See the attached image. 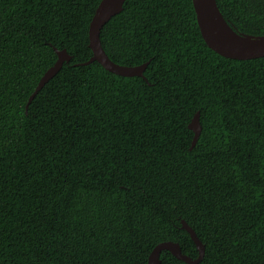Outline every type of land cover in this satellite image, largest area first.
Listing matches in <instances>:
<instances>
[{"label": "trees", "instance_id": "trees-1", "mask_svg": "<svg viewBox=\"0 0 264 264\" xmlns=\"http://www.w3.org/2000/svg\"><path fill=\"white\" fill-rule=\"evenodd\" d=\"M100 1L0 0V264L196 258L182 220L197 264H264V56L211 49L192 0H126L101 42L145 77L82 64ZM217 2L264 35V0ZM55 48L72 58L28 104Z\"/></svg>", "mask_w": 264, "mask_h": 264}, {"label": "water", "instance_id": "water-1", "mask_svg": "<svg viewBox=\"0 0 264 264\" xmlns=\"http://www.w3.org/2000/svg\"><path fill=\"white\" fill-rule=\"evenodd\" d=\"M126 0H101L89 26V46L93 51V56L82 64H88L92 61H98L107 70L123 75L144 76V71L147 63L135 66H127L114 62L106 53L101 42V30L103 26L116 14L120 13L124 8ZM196 12L197 23L200 28L201 34L206 44L222 56L234 59H251L264 56V43H253L248 45L234 44L225 38V34L221 33V25L224 23L237 35L243 37H254L256 39L264 38L262 36H253L236 31L225 19L222 14L217 0H192ZM58 54V59L41 77L36 89L31 94L28 104L32 101L37 92L52 78L63 66L64 62H69L72 56L66 49L59 50L55 48ZM145 77V76H144ZM27 104V106H28ZM189 127L194 131V138L192 141L193 148L199 139L202 127L200 124V113L197 112ZM182 227L185 228L194 240L199 255L196 258L184 254L178 242L163 241L155 246L152 250L148 264H160V254L163 250H169L178 259H181L189 264H197L201 262L205 256V244L198 237L195 230L185 221L182 220Z\"/></svg>", "mask_w": 264, "mask_h": 264}, {"label": "bare ground", "instance_id": "bare-ground-1", "mask_svg": "<svg viewBox=\"0 0 264 264\" xmlns=\"http://www.w3.org/2000/svg\"><path fill=\"white\" fill-rule=\"evenodd\" d=\"M221 33L225 34V38L234 44H253V43H264V38L256 39L254 37H243L235 34L225 23L224 25H221Z\"/></svg>", "mask_w": 264, "mask_h": 264}]
</instances>
